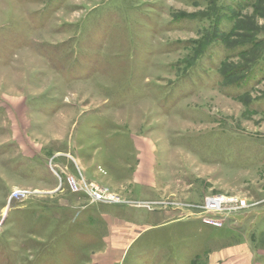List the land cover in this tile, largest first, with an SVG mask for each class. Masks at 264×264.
I'll return each mask as SVG.
<instances>
[{
  "label": "rangeland",
  "instance_id": "rangeland-1",
  "mask_svg": "<svg viewBox=\"0 0 264 264\" xmlns=\"http://www.w3.org/2000/svg\"><path fill=\"white\" fill-rule=\"evenodd\" d=\"M0 264H264V0H0Z\"/></svg>",
  "mask_w": 264,
  "mask_h": 264
},
{
  "label": "built area",
  "instance_id": "built-area-1",
  "mask_svg": "<svg viewBox=\"0 0 264 264\" xmlns=\"http://www.w3.org/2000/svg\"><path fill=\"white\" fill-rule=\"evenodd\" d=\"M66 185L71 193L84 192L92 201L95 202L115 203L119 201L118 196L109 192L107 189L94 184L78 182L73 177L66 178ZM246 207V203L242 200L220 196L206 201V204L201 209L210 213L218 212L224 214V212H228L229 210H238ZM204 222L215 226L220 225V223L210 218L204 219Z\"/></svg>",
  "mask_w": 264,
  "mask_h": 264
},
{
  "label": "water",
  "instance_id": "water-1",
  "mask_svg": "<svg viewBox=\"0 0 264 264\" xmlns=\"http://www.w3.org/2000/svg\"><path fill=\"white\" fill-rule=\"evenodd\" d=\"M5 214H7V213H5Z\"/></svg>",
  "mask_w": 264,
  "mask_h": 264
}]
</instances>
